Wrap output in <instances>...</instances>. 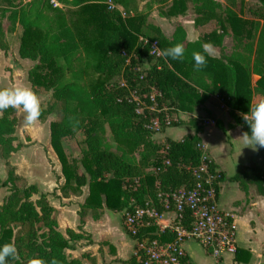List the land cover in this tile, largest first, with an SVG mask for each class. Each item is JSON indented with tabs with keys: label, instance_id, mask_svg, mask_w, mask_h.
<instances>
[{
	"label": "trees",
	"instance_id": "obj_1",
	"mask_svg": "<svg viewBox=\"0 0 264 264\" xmlns=\"http://www.w3.org/2000/svg\"><path fill=\"white\" fill-rule=\"evenodd\" d=\"M228 1L224 7L216 0L169 1L165 11H160L163 16L183 14L190 2L195 25L217 22L218 27L189 42L180 25L167 37L148 20L153 6L167 4V0H59L64 8L53 7L47 0H0L4 5L1 14L7 13L8 21L6 29L0 22V49L7 50L5 32L12 33L18 27V56L36 61L27 73L31 87L51 92L53 103L41 109L39 118L50 113L54 103H61L60 117L49 125L50 145L61 166L63 188L76 192L88 184L81 208L104 205L121 211L151 200L162 211L159 194L189 188L196 182L194 170L201 161L198 136L185 134L178 141L165 138L155 142L148 127L151 113L148 109L138 113L133 96L149 103L147 94L154 90L158 104L167 103L173 112H192L213 95L229 108L234 123L248 131L243 115L264 98V0H256L250 9L258 18L256 22L238 17L233 7L241 11L242 0ZM259 19L263 20L261 26ZM227 27L232 33L230 54L219 58L205 54V66L194 70L192 53L202 52L203 43L221 45ZM255 30L258 36L254 43ZM151 43L159 56L150 53ZM177 43L185 49L182 60L161 54ZM144 61L150 65L142 70ZM251 74L259 76L254 85ZM0 113V149L7 148L10 154L16 149L12 145L16 109L9 107ZM106 128L121 154L110 150ZM79 132L85 147L77 162L67 156L62 140ZM256 155L264 163V148L257 147ZM7 159L6 177L0 181L8 190L0 205V244L10 242L17 249L9 264H29L33 258L46 264H82L65 253L82 235L68 229L65 237L57 230L53 207L45 194L18 176ZM206 163L218 175L214 180L217 194L219 183L228 180L243 190L254 185L264 197L262 169L252 168L227 178L211 160ZM151 168L156 171H148ZM93 216L98 217L96 212ZM155 230L154 225L143 228L145 232ZM151 237L165 242L173 234L164 229ZM239 251L236 248L235 252ZM124 264L142 263L131 256Z\"/></svg>",
	"mask_w": 264,
	"mask_h": 264
},
{
	"label": "crops",
	"instance_id": "obj_2",
	"mask_svg": "<svg viewBox=\"0 0 264 264\" xmlns=\"http://www.w3.org/2000/svg\"><path fill=\"white\" fill-rule=\"evenodd\" d=\"M169 1L170 0H167V2ZM216 1L221 3L223 7L226 6L223 0ZM143 3L144 1L141 2L139 6L141 7ZM189 4L190 2L187 3V8L183 14L168 17L160 14L159 10L165 11V9L160 6L161 4H159L158 7L157 5L153 6L148 20L158 26L167 37H170L175 27L180 25L185 31L186 41H195L202 33L208 32L203 31L199 33L197 28L203 27L205 24H210L209 22L212 20L204 24L195 25L194 18L196 15L192 8L188 7ZM238 4L239 2L237 1V6ZM172 21L176 22L173 27L170 25ZM17 28L18 27H16L12 34L5 32L4 40L7 45V50L0 49V59L6 62L9 68H19L21 72H23L22 78H20V80L23 81L21 85H28L31 87L27 79V73L36 61L20 58L18 56L19 31ZM231 34L230 28L227 27L221 45L212 44L213 50L210 56L217 58L221 57L219 54L221 48L224 50L225 54L228 52V54H230L228 49L231 48L230 46L232 45V43H229L232 40ZM11 35H13V38L10 37ZM257 36L258 31L255 33L253 39L254 43L256 42ZM4 67L5 66H3L2 74L4 73ZM252 75H255L254 81L251 82V84L254 85L259 76L256 74ZM32 90H35V93L39 96H46L45 91L42 89L32 88ZM45 102V99L41 101V103ZM21 111H23L22 108H17V125H19L21 121L19 119V113ZM228 111L229 108L225 104L216 96L210 95L204 102L195 107L192 112H178V117L182 120L189 117H196L197 114L207 116L205 123L201 126L195 127L196 124L193 125L190 121L189 123L191 126L195 127V130L198 129L197 131H201L200 133H196L199 138L198 149L201 155L211 160L212 163L215 164L216 170L221 171L227 178L232 177L235 173L250 170L249 162L253 156H257L256 149L250 148L251 146L249 145L250 155H248V158L243 159V162H239L237 170L231 167L232 171L227 172V167L230 168V164L227 165L228 161L225 158L228 155L231 156L234 154L235 156L236 150L231 139H236V137L242 139L240 136L244 133L241 128L234 123ZM51 115L52 113H48L42 118H38L33 124L23 126L26 127L24 136L26 134L29 137L30 146L36 145L40 148L45 160V154L47 153V156H49L50 160L48 162L46 160V173H42L40 176L38 174L34 175L25 164H23L21 170H19L15 159L20 155V150L25 147L22 146L21 148H17L18 143L13 144V147L16 149L10 152L7 160L18 176L22 177L28 184L35 185L40 193L45 194L47 202L53 207L52 215L56 220L57 230L65 237H67L66 231L68 229L82 235L80 239L72 241V247L65 249L66 255L79 258L82 264H124V261L132 256L134 241L123 229L122 210H110L104 205H102V208L97 209L87 207L81 208L88 195V184L80 186L79 191L76 192L68 187L63 188L64 177L61 172L60 163L57 157H55V162H53L52 159V156L56 155L50 145L49 125L51 121L55 120ZM214 120H219L220 128L216 126ZM186 123L189 125L188 122ZM174 125L173 128H178L180 125H184V121H176ZM218 129L221 130L222 134H220ZM213 130H215V136L218 137L216 140L212 139ZM175 132L177 138L171 137L167 133V129L162 132V135L165 138L178 141L190 131L185 129ZM22 134L23 132L21 131L20 136ZM14 135L15 138L19 139L17 128ZM67 139L68 138L62 140V146L66 154L65 141ZM4 163V159L0 160V181H3L6 177ZM50 163L52 165H50ZM80 171L82 172L81 169ZM2 189L4 197L8 193V190L7 187L0 186V190ZM227 190L229 198L227 201H224L222 200V196L224 191L227 192ZM217 204L220 209L228 212L231 216L235 228L236 248L240 249V251L238 253L225 252L215 259L200 245L202 249H196L193 246L195 242L186 241L182 244V247L185 251L188 263L264 264V197L257 192L255 186L248 185V187L243 190L236 182L227 180L226 183V180H224L219 183ZM95 212L98 215L97 218L93 216ZM169 217V214L165 215L164 219L158 221V226L164 227ZM239 225L245 227L242 229Z\"/></svg>",
	"mask_w": 264,
	"mask_h": 264
},
{
	"label": "built area",
	"instance_id": "obj_3",
	"mask_svg": "<svg viewBox=\"0 0 264 264\" xmlns=\"http://www.w3.org/2000/svg\"><path fill=\"white\" fill-rule=\"evenodd\" d=\"M47 1L53 7H62L59 0ZM150 47L152 55H160L154 43ZM152 91L155 102L158 93ZM162 104L157 102L156 105L162 107ZM206 160L201 155L200 164L194 170L196 182L193 186H183L174 192L158 195L162 211L151 200L122 210L123 229L134 241L132 256L142 264H189L187 260L183 261L186 254L182 244L186 241L197 243L215 259L225 252L235 253V228L230 214L217 204L214 180L218 175L211 172ZM154 171L150 169V172ZM186 212L189 221L186 220ZM167 214L170 215L168 222L159 227L158 221ZM148 225L156 226V230L152 233L143 231ZM164 229L173 234L169 241L161 242L151 237L158 236Z\"/></svg>",
	"mask_w": 264,
	"mask_h": 264
},
{
	"label": "rangeland",
	"instance_id": "obj_4",
	"mask_svg": "<svg viewBox=\"0 0 264 264\" xmlns=\"http://www.w3.org/2000/svg\"><path fill=\"white\" fill-rule=\"evenodd\" d=\"M22 2H27L30 0H19ZM226 4H228V0H223ZM243 2V7L241 8V11H239L238 9H234L236 10L238 17L242 18V19H246L248 21H252V22H256L258 18L254 17V15H252L250 13V9L252 7L256 6V0H242ZM169 2H167V4H161L160 6L164 9H166V7H168ZM159 5V4H158ZM157 5V7H158ZM4 5L0 3V22L2 21V26L4 29H6V27L8 26V21L6 20V15L5 14H1V12L3 11V7ZM113 5L111 4V7ZM156 6V5H154ZM190 8H192V4L190 3L189 6ZM61 8H64V6H62ZM159 9V8H158ZM162 11V10H159ZM195 14V13H194ZM219 15H223L221 11H219ZM196 17V16H195ZM173 22V21H172ZM171 22V26L173 27L174 24H176V22ZM210 24H205L203 25V27H199L197 28V30L199 31V33H202L203 31H209L212 30L213 28L217 27V22L215 20H212L211 22H209ZM259 25L261 23H263L262 19L258 20ZM204 24V23H202ZM229 28V27H228ZM169 30V29H167ZM257 32V30L254 31V34ZM12 34V33H11ZM11 38H13V35L10 36ZM229 43H233L232 40ZM231 48H229L228 50L231 51L232 49V45L230 46ZM229 53V52H228ZM224 50L221 48L220 49V56L224 57L226 55ZM156 56V55H153ZM150 65L149 62L144 61L142 64L141 69L145 70L147 69V67ZM3 66L4 67V73L2 74V70H3ZM22 73L21 70L18 69H12L8 67V64L6 62H3L2 59H0V87H6V86H15V85H21L23 83V81L20 80V78H22ZM255 79V75L251 74V82H253ZM42 91V90H41ZM45 91V90H43ZM34 92H36L34 90ZM38 92V91H37ZM39 93V92H38ZM42 93V92H41ZM46 96L44 95L42 97V95H38L40 98V101H43L44 99L46 100L45 103H41V109H45L51 106V104L53 103V99L51 97V92L50 91H45ZM43 93V94H45ZM147 97L149 99V103H146L145 101L141 100V98L139 96H133V98L136 100L137 102V106H138V113H142V111H145L146 109H148L151 113V116L149 118L148 121V127L153 131V135L152 138L155 142H163L165 137L162 135V132H164L165 129H167V133L173 137V138H177L176 132L175 131H183L185 129H187L188 132L187 134L189 135H194L196 133H200L201 131H197L198 129L195 130L196 126H201L203 123H205V119L207 118V116H201L200 114H197L196 117H192V118H185V119H181L178 117V112H173L168 106L167 103L162 104L161 106L163 107H157V96H156V101L154 102L153 99H155V93L150 90V92L147 94ZM60 102L54 103V105L52 106V109H50L49 111H51L50 113H52V118L58 119L61 115L60 112ZM16 112H17V108H16ZM1 115V113H0ZM24 115L25 113L23 111H21L19 113V119L20 124L17 125L16 123V127H15V131L17 128V133L19 135V139L15 138V131H14V141L12 142L13 144H17V148H21L22 146L25 147L23 149L20 150V155L15 159V161L17 162V165L19 167V170H21V166L23 164H25V166L30 169V171H32L34 173V175L38 174L39 176L46 173V160L47 162L50 160L49 156H47V153L45 154L46 160L44 158V155L42 153V151L40 150V148H38L36 145L34 146H30L29 144V137L25 134L24 136V131L26 130L25 126L26 124L24 123ZM46 115V114H45ZM16 116V113H15ZM178 119V120H177ZM194 121L195 122V127L191 126L189 121ZM176 121H184V125H180V127L178 128H173L175 125H173V123H175ZM215 121V120H214ZM219 122V120L215 121ZM156 122V123H154ZM189 123V125H187V123ZM183 124V123H182ZM185 128H184V127ZM217 127L220 128L219 124H216ZM220 134H222L221 130L218 129ZM23 132V134L20 136V132ZM235 137V135H234ZM212 139L216 140L218 139V137L215 136V130H213V134H212ZM83 140V135L79 132L77 133L73 138H68L65 141V149L67 152V156L69 157H74L76 159V161L78 162L81 154L80 151L81 149H83L85 147L84 143L82 142ZM105 141L107 142L110 150L112 152H115L117 154H121L122 151L119 148L120 146H118L112 139L111 134L108 131V128H106V132H105ZM234 147H235V156L233 155H228L225 159H227V165L230 164V168L227 167V172H231L232 169L235 168V170H237L239 162H243V159H247L248 155H250V150H249V145H245L243 142V139H238L236 137L231 139ZM251 146V145H250ZM198 147V146H197ZM251 148V147H250ZM253 149V148H252ZM7 154V156H6ZM54 155V154H52ZM9 156L8 153V149L7 148H3V150L0 149V160L5 161V159ZM56 156H52L53 162H55V158ZM133 157L137 159V154H133ZM249 167L252 168H260L264 171V163H262L261 159L258 156H253V158L251 159V161L249 162ZM5 164V163H4ZM242 164V163H241ZM50 165H52L50 163ZM232 167V169H231ZM81 169V168H80ZM82 170V169H81ZM148 171H150V169H148ZM5 174H6V168H5ZM227 183V180H226ZM254 186V185H252ZM4 187V186H3ZM3 189L0 190V205L3 203L4 199L6 198V196L8 195V193L3 197ZM229 198V193L228 190L227 192L224 191V194L222 196V200L227 201ZM240 228H244L241 227V225H239ZM243 226V224H242ZM193 246L198 249L201 248L198 244H193ZM202 249V248H201Z\"/></svg>",
	"mask_w": 264,
	"mask_h": 264
},
{
	"label": "clouds",
	"instance_id": "obj_5",
	"mask_svg": "<svg viewBox=\"0 0 264 264\" xmlns=\"http://www.w3.org/2000/svg\"><path fill=\"white\" fill-rule=\"evenodd\" d=\"M201 47L202 52L192 53L194 70H200L205 66L207 62L205 54H212L213 46L210 42L203 43ZM184 52L183 45L177 43L165 49L161 54L173 60H182ZM9 107L13 109L22 108L25 113L24 123L26 125L33 124L41 115L40 98L28 85L0 87V111ZM249 112L250 114H248ZM243 119L248 126V131L240 136L244 144L246 146L251 145L254 150L257 147L264 148V98L248 109V112L243 115ZM16 255L17 249L13 243L0 244V264H9V260L14 259ZM29 264H46V262L41 258H33ZM52 264L55 262L53 261Z\"/></svg>",
	"mask_w": 264,
	"mask_h": 264
}]
</instances>
